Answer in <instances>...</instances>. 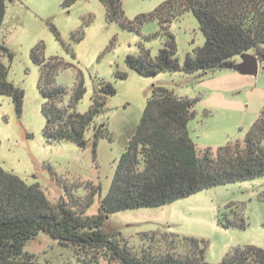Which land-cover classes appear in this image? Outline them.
<instances>
[{"label": "rangeland", "instance_id": "374dc122", "mask_svg": "<svg viewBox=\"0 0 264 264\" xmlns=\"http://www.w3.org/2000/svg\"><path fill=\"white\" fill-rule=\"evenodd\" d=\"M166 0H121L128 21L154 11ZM63 0H15L6 4L0 29V44L12 54L7 81L24 93L18 115L10 97L0 96V167L26 185H37L51 205L59 203L98 215L117 164L134 134L152 86L164 87L177 97L197 100L194 118L187 130L200 152H215L229 141L244 140L248 129L264 108V65L256 77L235 71H217L200 79L201 73L162 72L142 77L125 64L128 55H139L138 43L159 31L157 21L144 23L138 34L106 20L98 0H82L69 9ZM49 23L59 33L52 34ZM169 32L176 45V58L182 64L187 53L201 47L204 38L194 16L187 12L175 19ZM81 40L78 42V38ZM168 37L144 42L155 57ZM41 46V58L68 65L59 68L55 83L66 89L62 107H67L75 84L82 77L86 93L75 111L86 113L100 83L116 91L107 97L105 111L94 119L87 131L88 145L82 149L72 143L48 141L43 136L44 100L38 90L41 73L33 62L32 51ZM239 63V57L235 60ZM126 75V78H119ZM104 125L105 138L92 149L94 127ZM227 206H230L227 208ZM241 212L244 230L223 229L217 221L221 213ZM111 240L126 245L131 252L145 247L144 234L153 232L208 242L205 259L219 263L233 248L254 246L264 250V176L253 181L215 187L159 208L136 209L111 214L104 227ZM26 253L41 264H115L102 252L76 253L47 235L32 240Z\"/></svg>", "mask_w": 264, "mask_h": 264}, {"label": "trees", "instance_id": "16d2710c", "mask_svg": "<svg viewBox=\"0 0 264 264\" xmlns=\"http://www.w3.org/2000/svg\"><path fill=\"white\" fill-rule=\"evenodd\" d=\"M0 0V29L6 4ZM82 0H63L69 9ZM105 9L106 20L122 29L138 34L139 27L157 21L159 31L144 37L137 47V57L128 55L125 64L142 77L162 72L191 75L200 79L217 71H233L236 59L243 54L256 56L264 65V0H166L153 12L137 16L134 21L124 17L121 0H98ZM190 12L204 38L201 47L187 53L182 64L176 58V45L169 32L172 22ZM49 28L60 41L56 28ZM165 35L166 44L151 57L144 42ZM81 37L78 38V42ZM42 48H35L31 57L41 66L38 90L44 100L43 136L48 141L72 143L86 148L87 131L94 119L105 111L107 97L116 91L109 83H100L90 109L75 111L86 90L82 77L75 84L69 104L62 107L67 91L55 83L58 69L66 68L57 59L45 61ZM12 54L0 44V96L10 97L18 115L22 112L24 93L7 81ZM119 78H126L120 75ZM197 100L177 97L164 87L152 86L145 109L117 160L110 187L100 200L98 215L85 216L63 203L51 205L41 189L26 185L18 177L0 167V264H41L26 253L28 244L41 234L76 253L87 250L102 252L115 264H210L206 261L208 242L153 232L143 235L145 247L131 252L126 245L113 241L104 227L111 214L136 209L159 208L199 192L229 184L249 182L264 176V108L248 129L243 142L229 141L215 152L198 151L189 137L187 125L195 116ZM104 125L94 127L92 149L105 138ZM230 206H227L229 208ZM221 213L217 217L223 229L244 230L247 226L241 212ZM217 264H264V250L254 246L231 249Z\"/></svg>", "mask_w": 264, "mask_h": 264}, {"label": "water", "instance_id": "95a60500", "mask_svg": "<svg viewBox=\"0 0 264 264\" xmlns=\"http://www.w3.org/2000/svg\"><path fill=\"white\" fill-rule=\"evenodd\" d=\"M240 62L233 66V71L237 72L241 76L256 77L259 71L262 69L256 56L247 53L239 57Z\"/></svg>", "mask_w": 264, "mask_h": 264}]
</instances>
